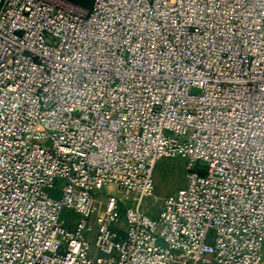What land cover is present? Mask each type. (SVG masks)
Segmentation results:
<instances>
[{"label": "built area", "instance_id": "2783aa9c", "mask_svg": "<svg viewBox=\"0 0 264 264\" xmlns=\"http://www.w3.org/2000/svg\"><path fill=\"white\" fill-rule=\"evenodd\" d=\"M0 264H264V0H0Z\"/></svg>", "mask_w": 264, "mask_h": 264}, {"label": "rangeland", "instance_id": "374dc122", "mask_svg": "<svg viewBox=\"0 0 264 264\" xmlns=\"http://www.w3.org/2000/svg\"><path fill=\"white\" fill-rule=\"evenodd\" d=\"M190 167V161L181 157L164 158L158 162L154 171V197L147 203L150 215L157 216L164 199L186 186Z\"/></svg>", "mask_w": 264, "mask_h": 264}]
</instances>
